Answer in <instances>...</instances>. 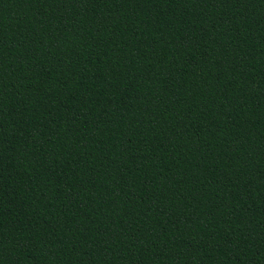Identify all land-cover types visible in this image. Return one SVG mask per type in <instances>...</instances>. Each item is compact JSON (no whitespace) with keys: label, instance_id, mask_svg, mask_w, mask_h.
Instances as JSON below:
<instances>
[{"label":"trees","instance_id":"16d2710c","mask_svg":"<svg viewBox=\"0 0 264 264\" xmlns=\"http://www.w3.org/2000/svg\"><path fill=\"white\" fill-rule=\"evenodd\" d=\"M0 264H264V0H0Z\"/></svg>","mask_w":264,"mask_h":264}]
</instances>
